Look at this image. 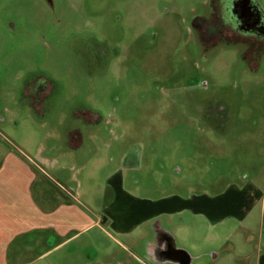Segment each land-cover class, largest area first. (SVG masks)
<instances>
[{"label": "rangeland", "instance_id": "obj_1", "mask_svg": "<svg viewBox=\"0 0 264 264\" xmlns=\"http://www.w3.org/2000/svg\"><path fill=\"white\" fill-rule=\"evenodd\" d=\"M213 1L0 0V165L14 148L35 157L52 127L62 141L77 128L89 156L115 159L99 178L128 158L126 189L137 196L232 186L264 195V54L245 58L243 45L200 41L193 22L210 17ZM254 1L264 14V0ZM36 80L49 93L45 115L24 95ZM80 194L98 215L115 197L85 184ZM260 222L253 212L231 221L232 243L195 250L186 237L184 247L202 254L194 264H256ZM88 239L123 255L96 229L80 239L81 257L96 255Z\"/></svg>", "mask_w": 264, "mask_h": 264}, {"label": "crops", "instance_id": "obj_2", "mask_svg": "<svg viewBox=\"0 0 264 264\" xmlns=\"http://www.w3.org/2000/svg\"><path fill=\"white\" fill-rule=\"evenodd\" d=\"M78 133L70 129L62 141L52 127L48 142H41L35 157H25L20 148L4 157L0 165V264H194L202 254H192L184 247L186 237L195 250L230 244L232 233L237 232L231 221L242 223L253 212L261 215L259 246L264 248V201L260 202L264 195L260 190L232 186L216 194L140 197L126 189L128 158L124 166L109 171L106 179L99 178L115 159L89 156L90 144L75 139ZM81 169H87L83 180ZM84 184L89 192L97 187L114 191V200L104 213H91L92 201L80 194ZM96 229L118 245L123 255L88 239L84 246L96 255L88 252L81 257L80 239ZM242 230L251 228L243 224ZM165 233L173 238L175 253L162 258L158 252L164 250L161 234ZM262 248L254 253L256 264H264ZM237 260L242 261L241 257Z\"/></svg>", "mask_w": 264, "mask_h": 264}, {"label": "flooded vegetation", "instance_id": "obj_3", "mask_svg": "<svg viewBox=\"0 0 264 264\" xmlns=\"http://www.w3.org/2000/svg\"><path fill=\"white\" fill-rule=\"evenodd\" d=\"M210 21L216 24L213 25ZM193 26L200 37V41L204 44H207L211 39L214 43L227 41L243 45L246 47L245 58L258 57L264 54V14L254 0H214L210 17H197ZM48 94L42 80H36V82L29 84L24 91L32 110L41 115H45L43 111L46 108ZM76 114L82 117L86 115L81 112H76ZM84 120L90 123L95 121L87 118ZM76 130L79 133L74 135V138L82 141L84 139L82 130L77 128ZM161 235L165 239L163 242L164 250L159 251L158 254L162 258L172 257L175 253L173 238L166 233Z\"/></svg>", "mask_w": 264, "mask_h": 264}]
</instances>
